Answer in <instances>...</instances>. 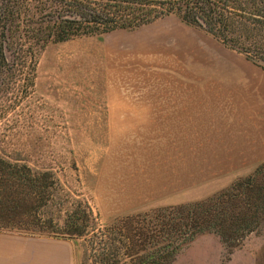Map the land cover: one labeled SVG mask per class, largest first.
I'll return each instance as SVG.
<instances>
[{
    "label": "crops",
    "instance_id": "0c3cea01",
    "mask_svg": "<svg viewBox=\"0 0 264 264\" xmlns=\"http://www.w3.org/2000/svg\"><path fill=\"white\" fill-rule=\"evenodd\" d=\"M100 38L112 142L96 185L105 211L200 202L264 163L263 68L176 15ZM255 241L250 264H264ZM0 264L77 262L71 241L0 233Z\"/></svg>",
    "mask_w": 264,
    "mask_h": 264
},
{
    "label": "trees",
    "instance_id": "16d2710c",
    "mask_svg": "<svg viewBox=\"0 0 264 264\" xmlns=\"http://www.w3.org/2000/svg\"><path fill=\"white\" fill-rule=\"evenodd\" d=\"M168 15L264 69V0H0V92L32 89L39 58L50 43L102 37L118 29L134 31ZM261 175L264 163L201 202L179 205L188 212L171 227L168 223L169 229L162 227L167 235L153 242V234L134 232L125 224H110L97 236L92 209L84 216L71 205L62 219V211L54 208L63 205L58 173L10 158L0 149V233L69 239L78 251L77 239H83L81 264H170L198 235L214 233L232 250L252 222L264 225ZM150 238L151 250L139 256Z\"/></svg>",
    "mask_w": 264,
    "mask_h": 264
},
{
    "label": "rangeland",
    "instance_id": "374dc122",
    "mask_svg": "<svg viewBox=\"0 0 264 264\" xmlns=\"http://www.w3.org/2000/svg\"><path fill=\"white\" fill-rule=\"evenodd\" d=\"M105 59L106 47L100 36L50 43L39 58L32 89L25 93L22 87H13L6 95L0 92V149L10 158L29 160L32 166L53 168L58 173L63 205L54 208L56 212L62 211V219L73 205L84 216L86 211L93 210L95 219L91 225L94 232L98 231L97 236L101 235L99 230L114 223L117 227L125 224V228H133L137 233L153 234L154 241L150 238L141 245L144 250L138 255L143 256L158 235H167L168 230L162 227L169 229L168 223L171 227L181 219L179 215L188 211L179 210L180 206L173 203L111 212L102 208L96 185L112 143L105 115ZM72 160L74 166L73 162L70 164ZM255 224L252 222L242 232L239 246L232 250L214 233L198 235L170 264H250L258 255L259 243L255 240H264L263 223ZM64 240L72 242L76 262L81 264L84 240L77 239L79 251L72 240ZM130 260L127 257L128 263Z\"/></svg>",
    "mask_w": 264,
    "mask_h": 264
}]
</instances>
